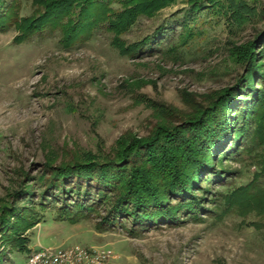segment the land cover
<instances>
[{
  "label": "rangeland",
  "instance_id": "1",
  "mask_svg": "<svg viewBox=\"0 0 264 264\" xmlns=\"http://www.w3.org/2000/svg\"><path fill=\"white\" fill-rule=\"evenodd\" d=\"M244 1L255 13L241 25L206 3L195 12L191 0L141 14L122 36L127 43L148 38L139 56L122 54L101 25L71 47L61 42L60 29L23 43L14 41V25L0 32V204L28 206L39 218L26 233L28 251L9 245L2 251L0 235L2 264H26L28 252L39 248L75 246L106 253L105 264H264V216L240 212L229 201L262 170L264 146L255 143H244L248 149L228 156L223 166L215 164L217 176L196 190L200 206L193 214L181 212L173 224L131 233L128 220L99 230L95 214L73 223L60 220L56 202L40 205V177L49 161L113 152L124 137L148 136L165 109L185 114L194 99L235 86L245 67L233 62L230 50L253 40L258 58L264 50V0ZM18 2L20 16L34 12L33 0ZM154 101L163 108L154 112L148 104ZM25 187L31 195L15 197Z\"/></svg>",
  "mask_w": 264,
  "mask_h": 264
},
{
  "label": "trees",
  "instance_id": "2",
  "mask_svg": "<svg viewBox=\"0 0 264 264\" xmlns=\"http://www.w3.org/2000/svg\"><path fill=\"white\" fill-rule=\"evenodd\" d=\"M175 1L33 0L34 12L20 16L18 0H0V32L14 25L19 32L14 41L23 43L46 30L60 29L61 42L71 47L92 38L101 25L113 33L112 45L122 54L139 56L145 52L148 38L127 43L122 36L141 14L152 16ZM191 1L195 12L208 6L222 8L239 25L255 13L244 0ZM117 2L121 8L114 7ZM205 3L208 6H203ZM255 42L230 50L233 62L245 67L235 86L210 91L203 101L194 99L185 114L165 109L162 113L166 114L159 117L161 121L148 136L124 137L113 152H86L59 165L49 161L40 177L44 200L40 205L47 208L56 202L60 220L73 223L95 214L99 230L112 229L118 223L124 227L122 221L130 220L131 233L173 224L181 212L193 214L201 204L196 190L211 180V174L219 173L215 164L223 166L228 156L247 150L244 143L264 146V50H259L258 58ZM259 81L261 87H255ZM148 104L156 108L154 112L163 108L156 101ZM231 137L235 142H228ZM261 161V172L230 195V203L245 214L264 216V183L259 181L264 174V157ZM26 195H31L27 187L15 192L20 199ZM33 210L13 202L0 204L2 251L7 245L28 251L26 233L39 223Z\"/></svg>",
  "mask_w": 264,
  "mask_h": 264
},
{
  "label": "built area",
  "instance_id": "3",
  "mask_svg": "<svg viewBox=\"0 0 264 264\" xmlns=\"http://www.w3.org/2000/svg\"><path fill=\"white\" fill-rule=\"evenodd\" d=\"M107 254L85 247L39 248L28 252L26 264H105Z\"/></svg>",
  "mask_w": 264,
  "mask_h": 264
}]
</instances>
